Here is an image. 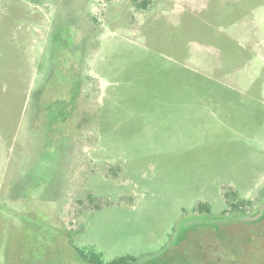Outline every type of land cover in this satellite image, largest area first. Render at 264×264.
Returning a JSON list of instances; mask_svg holds the SVG:
<instances>
[{"label": "rangeland", "instance_id": "374dc122", "mask_svg": "<svg viewBox=\"0 0 264 264\" xmlns=\"http://www.w3.org/2000/svg\"><path fill=\"white\" fill-rule=\"evenodd\" d=\"M143 2L0 0V264H264V0Z\"/></svg>", "mask_w": 264, "mask_h": 264}, {"label": "trees", "instance_id": "16d2710c", "mask_svg": "<svg viewBox=\"0 0 264 264\" xmlns=\"http://www.w3.org/2000/svg\"><path fill=\"white\" fill-rule=\"evenodd\" d=\"M147 2H149V0H144L143 2V6L147 5ZM225 195H227L228 198V202L230 199V196H234L235 192H226ZM241 202H237V203H230V206L233 208L235 207H239V209H242V204H238V203H242ZM246 203L249 205H253L254 202H252L251 200H247ZM229 206V207H230ZM200 211L203 210H209V206H207V204L205 203H199L198 207H197ZM264 216L258 214L256 217L253 218V221H257L259 219H262ZM248 221V220H247ZM77 255L83 259V261L86 262H92L94 264H137V261L139 260L138 257L136 256H132V255H122V256H118L110 261H105L103 259V256L101 253H98L96 250L94 249H88V248H77Z\"/></svg>", "mask_w": 264, "mask_h": 264}, {"label": "flooded vegetation", "instance_id": "af4514ba", "mask_svg": "<svg viewBox=\"0 0 264 264\" xmlns=\"http://www.w3.org/2000/svg\"><path fill=\"white\" fill-rule=\"evenodd\" d=\"M263 219H264V217L262 219L257 220V221H253V219L250 221V219H249L247 222L250 221V223H252L253 225H255L256 223L262 222Z\"/></svg>", "mask_w": 264, "mask_h": 264}]
</instances>
